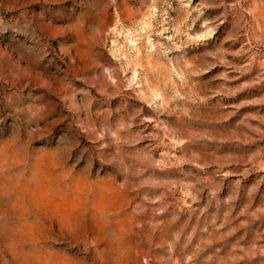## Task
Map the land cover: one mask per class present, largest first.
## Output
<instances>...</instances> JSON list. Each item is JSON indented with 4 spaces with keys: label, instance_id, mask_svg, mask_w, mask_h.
<instances>
[{
    "label": "clouds",
    "instance_id": "1",
    "mask_svg": "<svg viewBox=\"0 0 264 264\" xmlns=\"http://www.w3.org/2000/svg\"><path fill=\"white\" fill-rule=\"evenodd\" d=\"M0 264H264V0H0Z\"/></svg>",
    "mask_w": 264,
    "mask_h": 264
}]
</instances>
